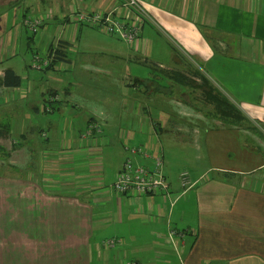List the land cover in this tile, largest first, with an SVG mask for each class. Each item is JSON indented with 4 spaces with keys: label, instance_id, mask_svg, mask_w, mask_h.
Returning a JSON list of instances; mask_svg holds the SVG:
<instances>
[{
    "label": "crops",
    "instance_id": "0c3cea01",
    "mask_svg": "<svg viewBox=\"0 0 264 264\" xmlns=\"http://www.w3.org/2000/svg\"><path fill=\"white\" fill-rule=\"evenodd\" d=\"M140 1L148 18L135 50L118 35L98 40L101 30L69 20L75 10L118 0H0V155L16 151L5 148L12 136L46 174L75 173L84 177L77 183L93 187L64 189L68 182L2 165L0 264H124L125 258L264 264V0ZM31 13L51 30L48 55L51 45L67 44L65 55L42 71L23 50L33 53L31 43L49 38L31 35L24 24ZM180 58L193 67L187 72L205 76L236 103L251 125L230 126L206 114L199 85L175 76L183 70ZM68 66L75 75L63 73ZM6 69L21 76L20 85L1 82ZM102 83L112 96L98 94ZM52 94L59 99L41 123L38 115ZM91 120L102 124V133L80 141ZM127 146L163 154L168 193L132 197L112 188L127 157L153 165ZM105 158L118 163L110 184ZM183 170L196 183L181 195ZM171 227L187 230L180 252L168 238ZM106 238L126 244L106 248Z\"/></svg>",
    "mask_w": 264,
    "mask_h": 264
},
{
    "label": "built area",
    "instance_id": "2783aa9c",
    "mask_svg": "<svg viewBox=\"0 0 264 264\" xmlns=\"http://www.w3.org/2000/svg\"><path fill=\"white\" fill-rule=\"evenodd\" d=\"M69 15V20L77 26L82 25V23L90 24L109 35H118L135 50H140L141 48V29L148 18V14L140 0H118L116 5L111 7L80 9L71 12ZM24 24L32 33H38L44 25V17L31 13L24 18ZM59 43L60 41L53 47H59ZM52 52L45 57L34 54L30 66L38 70H45L53 66L55 50L53 49ZM60 69H62V66H60ZM58 99V94H52L43 111L52 112L54 110L53 103ZM102 131V124L97 120H91L87 128L80 134L79 139L80 141L90 139L101 134ZM43 136H47V134L43 132ZM127 150L144 158H151L153 165L140 164L135 162L133 158L127 157L122 168L116 174L112 188L119 194L132 197L168 193L170 184L163 170V154L159 153L153 156L149 150L142 146H127ZM179 180L181 195L189 192L196 183L191 179L188 170H183L179 174ZM186 232L187 230H179L172 227L169 229L168 238L178 252L185 245ZM125 244L123 239L116 238H106L101 242L102 246L113 249L122 248ZM124 264L140 263L135 259L125 258Z\"/></svg>",
    "mask_w": 264,
    "mask_h": 264
},
{
    "label": "rangeland",
    "instance_id": "374dc122",
    "mask_svg": "<svg viewBox=\"0 0 264 264\" xmlns=\"http://www.w3.org/2000/svg\"><path fill=\"white\" fill-rule=\"evenodd\" d=\"M82 25H87V26H89L90 24H87V23H82ZM97 28V27H96ZM99 29V28H98ZM84 30V29H83ZM99 30H101V29H99ZM30 33H31V35H33L34 37H36V38H39L40 36H42L43 34H46V33H48V35H49V38H48V40H46V42H39L37 39H36V42H34V43H31V47L34 49L33 50V53H32V50L29 48V50L28 51H26V47L25 46H23V50L25 51V52H28V53H30V54H39L40 56H43V57H45L46 55H48L47 54V52H48V48H49V42H50V40L52 39V34H51V30L49 29V28H44V29H41V31H39L38 33H32L31 31H29ZM101 32V33H100ZM99 32V35H98V40H101L102 38H103V36H106L107 34L106 33H104V32H102V30ZM116 37H118V36H116ZM97 40V41H98ZM93 42V41H92ZM21 48V46H19L18 47V49H20ZM136 52H138V51H136ZM27 53V57H30L29 56V54ZM92 53H94V54H97L98 52H92ZM33 57V56H32ZM32 59V58H31ZM179 68H181V69H183V70H181V72L183 73V74H185L187 77H189V78H191V79H194V80H196V82H197V79L198 80H201L199 77H197V76H195L193 73H189V72H187L186 71V69H189V68H193L191 65H189L186 61L185 62H183V59L182 58H180V61H179ZM69 67L70 66H68V68L66 69V70H64L63 71V73L67 76V75H69V74H71V75H75V73L74 72H72L73 70H71V71H69L68 69H69ZM153 67V66H152ZM134 69H137V70H142V68L141 67H133ZM133 68H131L132 70H134ZM154 68V67H153ZM30 68H27V71L29 70ZM185 69V70H184ZM25 70H26V68H25ZM36 70H38V69H36ZM39 71H42V70H39ZM157 72H159V71H157ZM126 78H128L129 80L130 79H133L134 78V76H125ZM99 78V82L100 81H102L101 80V78L100 77H98ZM108 78L110 79V78H112V79H115L113 82H116V84H119L120 82L118 81V78H117V76H114V75H111V76H108ZM161 84V83H160ZM166 84V83H165ZM162 85V84H161ZM167 85V84H166ZM96 87H98L99 89H100V86H99V84L96 86ZM177 93H179V92H177ZM197 93H198V91H192V92H190V94H191V97L194 99V97H196L197 98ZM98 94H100V95H104L105 97H109V96H112V90H108L106 87H104L103 86V83H102V85H101V89L99 90V93ZM108 94H111V95H108ZM180 94V93H179ZM120 95V94H119ZM118 95V96H119ZM175 97H174V99L176 100V99H178V95L177 94H175L174 95ZM181 96V95H180ZM210 108H212V105H211V107ZM183 111H187L186 109H184L183 108ZM192 113V112H191ZM35 114V113H34ZM49 114H51V113H49V112H46V113H44V112H41L39 115H38V118L40 119V120H37V121H40L41 123H44L45 122V120H47L48 119V117H49ZM36 119H37V117H36ZM27 128L28 129H31V127H28L27 126ZM18 134L20 133V131H18L17 132ZM38 133H41L42 134V131L40 132V130H38ZM17 135V134H16ZM2 136H4V137H6V138H8L7 136H6V133H4ZM38 136H39V134H38ZM13 137L12 136H10V139H7L6 140V143H7V146L9 147H6L5 146V148H6V151H8V152H10L11 153V151H13V150H16V151H14L12 154H10L9 156H7V155H3V154H1L0 155V159L2 158V157H4V160H0V167H2V165L3 166H7V163H9L12 167H11V170L12 171H14V173L15 174H20L18 171L20 170V171H22V169H20V167L22 168V167H24V166H26V168L27 169H25V170H23V171H27V170H29V172H28V175L29 174H32L33 175V173L35 174V175H37V176H39L40 178H43V180H48V179H50V180H54V179H56V180H63V181H65V182H68L69 184H67L66 185V187H64V189H70V190H80V191H82V190H84V191H93V187H92V185L91 184H89L88 186H83V184L81 185V184H79V183H77V181L79 180V179H82V178H84L83 176H80V175H78V174H75V173H69V174H55V172H58V171H54L53 173H50L49 175L48 174H46L45 172H44V170L43 169H41L40 167H39V165H38V162H36V161H34V156H33V154L32 155H28V158L26 157V155H25V151L24 150H22L21 148H20V146H14L13 144H16L17 142L15 141V140H13L12 139ZM9 141V142H8ZM41 142H44L43 141V139H41ZM71 145H73V142H70V141H66V143H65V146L66 147H68V148H71L72 146ZM5 153H7V152H5ZM8 154V153H7ZM101 163V162H100ZM118 164V163H117ZM117 164L114 166V161H112V160H110V161H107L106 160V158H105V164H104V167H105V170H106V173H108L109 174V176H107V179H106V183H108V184H110L111 183V181L112 180H110V177H111V179H112V176H113V173L115 172V169H116V166H117ZM20 166L19 168L17 167V166ZM28 165H30L29 167H28ZM111 165V166H110ZM31 171V172H30ZM100 173V172H99ZM45 174V175H44ZM111 174V175H110ZM92 176V175H91ZM95 176V175H94ZM94 176H92V177H94ZM79 178V179H78ZM80 181V180H79ZM63 188V187H62ZM90 195H92V194H90ZM108 229H110V228H108ZM108 229H106L105 231H110V230H108Z\"/></svg>",
    "mask_w": 264,
    "mask_h": 264
},
{
    "label": "trees",
    "instance_id": "16d2710c",
    "mask_svg": "<svg viewBox=\"0 0 264 264\" xmlns=\"http://www.w3.org/2000/svg\"><path fill=\"white\" fill-rule=\"evenodd\" d=\"M59 44L60 46L56 48L53 47V45L50 46L49 53H53L52 50H55L53 65L55 60L65 55L66 52L64 50L66 43L61 41ZM175 76L177 79H180V81H184L185 83H194L197 86L199 85V99L203 104V108L206 107V114L218 117L222 122L230 126L242 127L247 124L251 125L237 104L225 97L219 89L213 87L205 76H200L201 84L196 82V80L187 77L183 73H178ZM1 82L6 85L18 86L21 84V76L14 73L11 69H6ZM211 105L212 108H210ZM5 155L9 156L7 153Z\"/></svg>",
    "mask_w": 264,
    "mask_h": 264
}]
</instances>
